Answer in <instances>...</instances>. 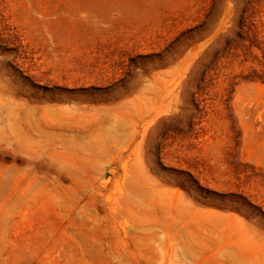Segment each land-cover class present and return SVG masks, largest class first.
Returning <instances> with one entry per match:
<instances>
[{
	"label": "rangeland",
	"instance_id": "1",
	"mask_svg": "<svg viewBox=\"0 0 264 264\" xmlns=\"http://www.w3.org/2000/svg\"><path fill=\"white\" fill-rule=\"evenodd\" d=\"M0 264H264V0H0Z\"/></svg>",
	"mask_w": 264,
	"mask_h": 264
},
{
	"label": "bare ground",
	"instance_id": "2",
	"mask_svg": "<svg viewBox=\"0 0 264 264\" xmlns=\"http://www.w3.org/2000/svg\"><path fill=\"white\" fill-rule=\"evenodd\" d=\"M40 165H42V163H40Z\"/></svg>",
	"mask_w": 264,
	"mask_h": 264
}]
</instances>
